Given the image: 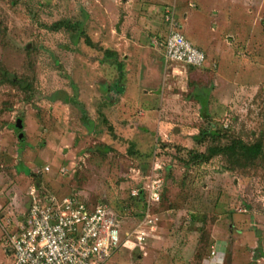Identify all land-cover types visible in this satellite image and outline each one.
<instances>
[{"label": "rangeland", "instance_id": "1", "mask_svg": "<svg viewBox=\"0 0 264 264\" xmlns=\"http://www.w3.org/2000/svg\"><path fill=\"white\" fill-rule=\"evenodd\" d=\"M168 12L202 69L166 65ZM206 129L264 139V0H0V264L31 186L109 204L127 231L132 193L155 176L158 229L108 264H264V162L190 161Z\"/></svg>", "mask_w": 264, "mask_h": 264}, {"label": "built area", "instance_id": "2", "mask_svg": "<svg viewBox=\"0 0 264 264\" xmlns=\"http://www.w3.org/2000/svg\"><path fill=\"white\" fill-rule=\"evenodd\" d=\"M165 21L169 30L162 44L166 65L180 74L202 69L207 62L205 53L180 32L173 14L168 12ZM50 172L51 167L45 166L38 173ZM163 190L162 178L150 179L142 189L146 200L143 217L124 231L120 215L109 204H89L77 194L46 192L33 185L22 217L6 221V251L12 264H108L122 247L144 249L158 229L154 208L160 204ZM139 194L134 191L132 197Z\"/></svg>", "mask_w": 264, "mask_h": 264}, {"label": "trees", "instance_id": "3", "mask_svg": "<svg viewBox=\"0 0 264 264\" xmlns=\"http://www.w3.org/2000/svg\"><path fill=\"white\" fill-rule=\"evenodd\" d=\"M54 31H59L63 28H67L69 31H73L77 29L76 27L66 23V22H58L52 26ZM87 42L90 43L89 39L87 38ZM110 56L113 55L109 54ZM108 55V56H109ZM207 59V57H206ZM191 70V69H189ZM119 71H120V80L122 79V68L119 65ZM13 82H17L16 78H13ZM209 92L206 95H196L195 98L199 101L201 104V111L202 116L205 118V120H208L211 118V112L209 108ZM65 98V97H64ZM85 122L88 119L86 116H83ZM106 122V120H105ZM109 130L111 133H113L112 126H109ZM228 133L222 129L220 130H211L206 129L202 130L201 133L198 135V138H196L197 143H203L204 141L210 139L212 141V144L207 148L205 153H195L190 152L189 157L190 161L194 163H204L211 161L212 159L216 157H222L227 160V162L234 168L236 167H247L250 165L256 164L258 161L264 162V139L261 137L257 141H255L252 144H248L244 142L242 139H232L231 141L226 142ZM108 151H110V148H107ZM264 165V164H263ZM163 194V193H162ZM162 200V198H161ZM128 206L132 210V212H135L134 219L137 225L138 221H140L143 217V212L146 208V200H145V194L142 190H140V194L138 197H132L131 200L128 201ZM142 205L140 208L139 205ZM159 206V205H158ZM128 207V208H129ZM113 208V207H112ZM140 208V211L138 210ZM114 209V208H113ZM156 209L154 208V213L156 214ZM115 210V209H114ZM116 211V210H115ZM139 211V212H138ZM117 212V211H116ZM121 219H122V228L125 229V225L127 222L124 220V215L120 212H117ZM138 220V221H137Z\"/></svg>", "mask_w": 264, "mask_h": 264}, {"label": "water", "instance_id": "4", "mask_svg": "<svg viewBox=\"0 0 264 264\" xmlns=\"http://www.w3.org/2000/svg\"><path fill=\"white\" fill-rule=\"evenodd\" d=\"M17 125L21 128L22 126L21 121H18Z\"/></svg>", "mask_w": 264, "mask_h": 264}, {"label": "crops", "instance_id": "5", "mask_svg": "<svg viewBox=\"0 0 264 264\" xmlns=\"http://www.w3.org/2000/svg\"><path fill=\"white\" fill-rule=\"evenodd\" d=\"M196 48H198V47H196ZM199 49V48H198ZM201 50V49H200ZM202 51V50H201Z\"/></svg>", "mask_w": 264, "mask_h": 264}]
</instances>
